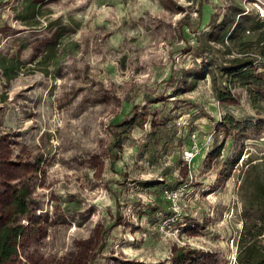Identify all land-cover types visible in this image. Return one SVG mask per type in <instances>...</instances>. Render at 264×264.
I'll return each instance as SVG.
<instances>
[{
	"label": "rangeland",
	"instance_id": "rangeland-1",
	"mask_svg": "<svg viewBox=\"0 0 264 264\" xmlns=\"http://www.w3.org/2000/svg\"><path fill=\"white\" fill-rule=\"evenodd\" d=\"M258 172L264 0H0L9 264H237Z\"/></svg>",
	"mask_w": 264,
	"mask_h": 264
},
{
	"label": "trees",
	"instance_id": "trees-1",
	"mask_svg": "<svg viewBox=\"0 0 264 264\" xmlns=\"http://www.w3.org/2000/svg\"><path fill=\"white\" fill-rule=\"evenodd\" d=\"M253 62L248 57L235 56L221 68L239 78L249 75L248 66ZM237 157L231 167L238 162ZM264 174L258 172L245 199L243 210L244 224L239 240L237 264H264ZM144 186L164 185L159 179L143 180ZM178 183L171 185L177 187ZM22 202H18L17 213H25ZM23 228L20 224L6 222L0 225V264H9L18 254V239Z\"/></svg>",
	"mask_w": 264,
	"mask_h": 264
}]
</instances>
